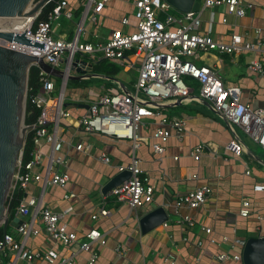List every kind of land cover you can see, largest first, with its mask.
<instances>
[{
  "label": "crops",
  "instance_id": "0c3cea01",
  "mask_svg": "<svg viewBox=\"0 0 264 264\" xmlns=\"http://www.w3.org/2000/svg\"><path fill=\"white\" fill-rule=\"evenodd\" d=\"M66 1L67 9L73 12V18L63 17L59 21L53 34L55 39L73 40L79 33L82 42L96 45L105 43L115 30L133 31L132 27L121 23L125 17L135 22L132 0H106L96 24L89 19L95 4L89 5V0ZM242 2L246 6L244 17L228 14L225 7L202 11L200 33L223 43H228L233 34L240 35L244 42L264 43V0ZM173 12L179 14L176 10ZM223 19H227V22H223ZM79 56L80 60H85L93 66L104 61L100 58L101 60L92 62L86 56ZM64 58L55 69L61 71L60 65L64 63ZM254 59H264V48L259 53L245 52L240 55L200 52L198 56L188 58L197 66L217 70L227 86L239 87L243 103L249 104L253 109H264V76L251 72L248 68ZM93 66L92 71L86 72V78L66 80L53 77L55 90L51 98L54 99H50L49 103V113L53 120L51 131L56 132L63 144L62 150L55 153V156L62 157L64 161V165L55 166L54 170L69 175L67 186L61 188L46 182H32L23 193V199L35 198L41 207L55 212L72 207V214L65 218L70 231L84 241L86 235L95 229L106 240L105 246H96L100 253L97 264H244L237 261L221 263L217 260V254L230 252L232 249L231 243L220 241L224 236L231 240L244 241L264 237V194L254 191L255 185L264 184V150L239 127H230L221 115L213 111L210 104L201 99L199 87L191 79H188V83L194 87V92L189 100L168 102L161 107L166 115L180 117L186 122L187 131L182 141L170 139L165 145L166 154L160 157L152 149L155 120H148L146 128L140 130L142 146L136 151V155L141 160L142 170L150 175L155 185L154 202L131 209L129 205L108 196L105 207L110 211V215L92 219L103 205L104 186L119 174L118 167L130 163L133 148L130 141L86 132L80 126L79 119L88 113L93 101L106 93L135 92L139 73L137 67L118 65L122 72L118 75L117 82L108 86V79L95 75ZM80 70L84 71L81 68ZM66 71L68 65L66 70L61 72ZM130 74L133 76L126 80L125 75ZM72 75L80 77L77 73ZM101 81L105 84H94ZM71 83L73 86L69 93ZM60 96L62 111L68 116L61 115L58 119L55 110ZM233 141L243 145L244 151L240 157H235L226 149ZM203 143L214 145L216 152H207L196 162L191 156V151ZM79 145H82V150L77 149ZM41 150L45 154V164L50 163L51 146L44 144ZM103 155L110 158V163L102 161ZM175 157L179 159L174 160ZM247 169L251 171V175H246ZM194 176L198 179H194ZM204 185L213 190L205 205L198 209H190L187 206L176 208L175 202L180 195ZM70 193L74 194V198L66 199L65 196ZM245 200L251 203V215L248 218L240 214ZM158 207H163L169 214L167 225L143 236L139 227L140 219ZM34 212V208H31V216L17 217V221L14 220L10 225L12 234L18 240L21 239L17 232L18 225L32 218ZM185 216L195 219V227L178 223L181 217ZM200 225L215 229L214 244L201 230ZM35 228L41 230V234L28 239L27 246L31 250L58 249L61 254H67L66 250H62V247L46 235L41 220L38 219ZM119 247L124 248V257L118 254ZM240 251L239 247L233 250L235 253ZM9 258L12 262L15 260V256H9L2 264H8ZM87 258L88 255L82 253L75 259V264H86ZM16 264L29 263L17 261ZM30 264L47 263L37 260Z\"/></svg>",
  "mask_w": 264,
  "mask_h": 264
},
{
  "label": "built area",
  "instance_id": "2783aa9c",
  "mask_svg": "<svg viewBox=\"0 0 264 264\" xmlns=\"http://www.w3.org/2000/svg\"><path fill=\"white\" fill-rule=\"evenodd\" d=\"M105 1L97 2L89 0V5L95 4L93 14L89 18L92 23L98 22V15L102 12ZM135 12L134 20L131 22L128 17L122 19V25L132 27V32L115 30L105 43H84L80 40L79 33L73 40L55 39L53 34L56 25L66 17L73 18V12L68 10L66 0L59 3L48 21L38 22L40 13L35 18L23 22V18L14 17L1 19L7 29L0 31L15 34H25L34 43H40L44 47L19 45L0 40V45L8 49L22 52L32 57L43 58L47 64L55 68L67 54L68 71L73 66L77 55L88 57L92 62L108 60L121 66L129 65L138 68V78L135 84V92L106 93L93 101L89 111L79 119L80 126L89 133L99 134L104 137L116 140L130 141L133 148V156L130 163L118 167L119 173L131 172V178L119 187L113 189L103 197V205L98 212L92 216L93 220L106 218L110 211L105 207L108 196L114 197L118 202L129 205L131 209L151 205L154 202L155 185L150 175L141 168V160L137 157L136 151L142 146L140 130L146 128L148 120H155V128L152 132L153 152L164 157L166 144L170 139L176 138L182 141L187 131L186 122L180 117L166 115L161 107L168 102L186 101L191 98L194 87L187 80L191 79L197 83L201 99L207 101L211 109L221 115L230 127H239L252 141L257 143L264 150V109H253L249 104L242 102V92L239 87L227 86L220 73L210 67L197 66L188 58L198 56L200 52H218L220 54L240 55L245 52L259 53L264 48V43H248L238 34H233L228 43L217 42L212 37L200 33L201 12L206 9L225 7L228 14L244 17L246 6L242 0H203L202 8L198 12L187 14H175V10L167 0H132ZM250 7V6H248ZM227 22V19H223ZM20 27V28H18ZM100 59V60H101ZM128 61V62H127ZM138 65V66H136ZM40 71L41 91L31 97V103L39 110L35 123L29 127L26 135V143L20 152L13 182L8 199H12L17 191L22 193L32 182H46L49 185L65 188L69 182L67 173H59L54 170L55 166L64 165L62 157H56L55 153L62 150L63 144L51 131L50 99L55 90L53 77ZM85 70L86 67L79 65ZM248 68L251 72L264 76V59L252 60ZM29 98V87L28 97ZM57 118L68 116L62 111L61 96L56 106ZM56 119V118H55ZM29 133L32 135L33 151L30 160L25 161V148ZM44 144L51 146L50 163L45 164V154L41 147ZM82 150V145L77 147ZM235 157L243 153V145L233 141L226 148ZM215 154L216 148L210 143L197 145L191 156L199 162L205 153ZM102 161L110 163V158L103 155ZM179 158L175 157L174 160ZM246 175H251L249 169ZM198 179L197 176L193 177ZM254 191L264 194V184L254 186ZM211 187L204 185L186 194L180 195L175 202L177 209L187 206L190 209H198L205 205L212 195ZM66 199L74 198L70 193ZM8 201V200H7ZM241 216L248 218L251 215V203L243 201ZM7 215L9 206H7ZM31 208L35 212L33 217L18 225L17 232L21 239L18 240L13 234H5L0 238V264L9 256H15V260H8V264H16L17 261L32 263L43 261L47 264H75V259L82 253L88 255L86 264H97L100 253L96 246H105L106 240L98 230H91L82 241L78 235L70 231L69 224L65 218L72 214V207L62 212H55L49 208L41 207L35 198L23 199L16 211V216H31ZM41 220L46 235L55 244L66 250L67 254H61L58 249L31 250L27 241L31 237L41 234V230L35 228L37 221ZM263 220L262 217H258ZM181 225L195 227V219L185 216L178 222ZM164 225H167L165 223ZM200 228L215 243V229L200 225ZM220 241L231 243L230 252L217 254V260L221 263L230 261L243 262L242 254L246 241L241 239L231 240L222 237ZM239 247L240 252L233 250ZM121 257L126 255L123 247L117 249Z\"/></svg>",
  "mask_w": 264,
  "mask_h": 264
},
{
  "label": "water",
  "instance_id": "95a60500",
  "mask_svg": "<svg viewBox=\"0 0 264 264\" xmlns=\"http://www.w3.org/2000/svg\"><path fill=\"white\" fill-rule=\"evenodd\" d=\"M52 0H0V19L14 17L35 18ZM180 14L198 12L203 0H167ZM0 40L19 45L43 48L34 43L25 34L0 31ZM33 65L42 71L65 79L66 72H61L45 62L43 58L32 57L22 52L0 45V228L6 231L9 225L6 203L10 194L13 176L20 152L26 143L29 127L25 124L29 75ZM79 65L89 67L81 72ZM92 64L76 59L69 71L68 80L86 78V72L92 71ZM80 74V77L72 74ZM66 79V80H67ZM131 178V172L124 171L112 178L103 188L106 196ZM169 220V214L163 207H158L145 214L139 221L143 236L151 233ZM17 221V219L15 220ZM244 264H264V237L249 238L243 249Z\"/></svg>",
  "mask_w": 264,
  "mask_h": 264
},
{
  "label": "trees",
  "instance_id": "16d2710c",
  "mask_svg": "<svg viewBox=\"0 0 264 264\" xmlns=\"http://www.w3.org/2000/svg\"><path fill=\"white\" fill-rule=\"evenodd\" d=\"M38 1V0H37ZM64 0H52L48 5H46L40 15L38 17V22L48 21L49 16L53 13L55 7ZM93 71L97 76H103L107 80V85L112 86V83L117 82L118 75L122 72V69L116 65L115 63H111L107 61H101L93 66ZM189 82V80H187ZM190 83V82H189ZM42 89V82L40 81V71L38 68L33 67L30 70L29 75V98L27 102V109H26V119L25 124L27 126H32L37 116L39 115V110L31 103V97L38 94ZM32 135L29 133L27 137V144L25 148V161H29L31 156V152L33 151L32 145ZM24 198V194L21 191H17L12 199H8L6 205L9 206V225L7 230L5 231L3 227L0 228V238H2L5 234H12L11 231V224L15 220L16 211L20 206L22 200Z\"/></svg>",
  "mask_w": 264,
  "mask_h": 264
},
{
  "label": "rangeland",
  "instance_id": "374dc122",
  "mask_svg": "<svg viewBox=\"0 0 264 264\" xmlns=\"http://www.w3.org/2000/svg\"><path fill=\"white\" fill-rule=\"evenodd\" d=\"M176 14V13H175ZM23 18V17H22ZM29 18H26V19H24L23 18V22H26L27 20H28ZM4 24V21H1L0 20V25H3ZM75 33H76V31H75ZM65 58H64V63H62L61 65H60V70L61 71H65L66 70V67H67V63H66V58H67V54H65V56H64ZM79 55H77L76 56V59H79ZM75 59V60H76ZM133 75L132 74H130V75H125V78H126V80L127 79H130L131 77H132ZM94 84L96 85V86H102L103 84H105V82L104 81H101V82H99V84L97 83V82H94ZM72 86H73V84L71 83L70 84V86H69V93H70V91L72 90ZM135 91V90H134ZM261 149H259V151H260ZM261 152V151H260ZM262 153V152H261Z\"/></svg>",
  "mask_w": 264,
  "mask_h": 264
},
{
  "label": "bare ground",
  "instance_id": "6f19581e",
  "mask_svg": "<svg viewBox=\"0 0 264 264\" xmlns=\"http://www.w3.org/2000/svg\"><path fill=\"white\" fill-rule=\"evenodd\" d=\"M24 19H26V18H31V17H26V16H22ZM22 17H20V18H22ZM1 20V19H0ZM2 21V20H1ZM5 21V20H4ZM4 25V24H3ZM3 25H0V30H2V29H7V27L6 26H3ZM18 28H20V27H18Z\"/></svg>",
  "mask_w": 264,
  "mask_h": 264
}]
</instances>
